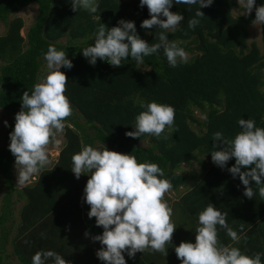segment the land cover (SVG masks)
<instances>
[{"label": "trees", "instance_id": "obj_1", "mask_svg": "<svg viewBox=\"0 0 264 264\" xmlns=\"http://www.w3.org/2000/svg\"><path fill=\"white\" fill-rule=\"evenodd\" d=\"M34 4L37 16L24 35L26 21L18 13ZM262 4L264 0H256V6ZM198 7L174 3L170 9L184 17L167 35L191 55L187 63L172 68L161 50L145 57L143 65L129 58L113 67L99 59L91 65L82 49L94 43L100 23L110 29L121 19L134 21L138 34L149 44L158 43L155 26L141 28L142 21L151 17L140 1L98 0V10L92 14L84 9L72 11L70 0H0V21L8 26L0 35V60L4 62L0 66V108L13 117L8 137L16 113L21 111L23 93L31 92L42 77L43 56L49 45L65 51L73 64L71 69H60L67 77L65 95L72 115L64 121L66 142L53 168L42 170L37 182L20 190L14 178L15 157L9 148L0 149V174L7 189L0 213V264H16L9 260V245L21 264H32V256L41 250L57 252L67 264H104L88 242H82L81 250L74 252L68 246V242L72 245L70 238L60 241L52 237L67 233L64 225L88 229L93 235L103 232L95 217L87 215L84 221L81 211H65L66 204L80 207L84 201L89 176L82 174L77 179L71 168L72 156L86 145L103 150L105 144L108 150L136 157L138 163H156L172 190L190 180L192 186L175 204L195 218L210 203L228 209L242 205L244 186L227 171L235 158L221 169L213 163L211 152L218 150L213 148V134L221 131L226 138H234L241 130L240 118L253 119L257 127L264 128V48L249 43L255 7L251 14L235 15L236 8L243 9L236 0H214L200 9L204 16L191 29L187 21ZM262 35L264 42V24ZM153 101L174 108V125L166 127L159 138L126 136L134 131L135 117L145 110L141 104ZM197 110L204 120L196 115ZM194 161L201 163V174L192 165ZM231 194L236 200L227 197ZM18 202L24 203L19 226H15ZM84 205L88 214L90 206ZM58 213L61 218L55 220ZM125 259L127 264H146L139 252L134 259L125 254Z\"/></svg>", "mask_w": 264, "mask_h": 264}, {"label": "clouds", "instance_id": "obj_2", "mask_svg": "<svg viewBox=\"0 0 264 264\" xmlns=\"http://www.w3.org/2000/svg\"><path fill=\"white\" fill-rule=\"evenodd\" d=\"M214 0H140V7L147 6L150 19L141 23V28L159 30L158 43L149 44L138 34L134 21L119 20L110 29L100 23L94 33V43L82 49V54L91 65L97 60L106 61L113 67H120L123 60L131 58L143 65L144 58L163 51L172 68L188 62V53L176 42H170L168 33L175 31L184 19L179 12H172L173 4L198 5L195 16L187 21L195 29L204 16L201 8L209 7ZM72 11L80 9L96 13L98 0H70ZM247 14L255 7L253 24H264V4L256 6V0H238ZM166 18V19H165ZM48 73L42 82L36 83L31 92L21 97V111L15 115V125L10 132L9 150L15 157L17 184L25 185L34 175L50 164L47 145L50 138L62 132L64 121L72 115V107L65 95L67 77L60 69H71L72 61L63 50L49 45L43 56ZM145 110L135 117L134 131L126 132L131 138L149 134L160 137L165 128L174 125L175 110L172 106L155 101L141 104ZM7 126V121L4 122ZM241 129L234 138L228 139L223 132L213 134L214 150L211 159L224 169L228 161L235 158V164L227 168L232 177L239 178L244 186V195L252 199L255 195L252 184L259 186V195L264 197V128L256 126L253 119L240 118ZM59 141H57L58 143ZM71 171L77 179L82 174L89 176L83 192V200L90 206L89 219L95 217L102 234L92 237L101 244L96 256L104 264H127L137 252L146 250L163 252L172 240L177 226L171 222L172 209L164 200L172 188L164 171L156 163H138L136 157L108 150L95 149L86 145L72 156ZM90 173V175L88 174ZM226 230L234 242L241 236L226 221V214L213 204L198 214L195 243L182 241L174 247L180 264H264L261 257L243 254L238 247L218 243V228ZM43 235V234H42ZM85 235H90L88 232ZM67 264L60 254L53 250L37 251L32 264Z\"/></svg>", "mask_w": 264, "mask_h": 264}, {"label": "crops", "instance_id": "obj_3", "mask_svg": "<svg viewBox=\"0 0 264 264\" xmlns=\"http://www.w3.org/2000/svg\"><path fill=\"white\" fill-rule=\"evenodd\" d=\"M61 150L59 151L57 161L59 159ZM194 162H197L199 165L201 164L199 163V161H194ZM53 166L51 168H53ZM51 168H47V169H51ZM42 170H45V169H42ZM202 171H200V174L202 173ZM40 175H41V172H40ZM40 175L38 176L40 177ZM36 179L37 177H35V180L33 182L27 183L26 185H23V186H19V184H17V178L15 180H16L17 187L21 190L27 185H31L37 182L38 179L37 180ZM190 186H192V183L189 180V183L182 186L179 190H172V189L170 190L180 191V193L184 195ZM252 188L255 193L252 199L247 198L244 195V190H242V194H240L241 195L240 204L242 205H240L239 208L233 207V208L228 209L226 207L221 208V207H218L217 205L215 206L216 208L220 209L223 213L226 214V221L228 225L233 230L237 231L238 235L241 236V239L239 240L238 243L234 242L227 235L226 230L217 226L218 243L224 246L238 247L243 254H246L250 257L254 256L256 253H264V197H261L259 195V186L255 185V186H252ZM227 197H230L232 201L236 200L233 194L227 195ZM177 201H179V199H177ZM177 201H175V203ZM23 203H22V206H23ZM175 203L168 204V206L173 211V213L171 214V222L175 224L177 228L173 233L171 242L169 244H166L167 255L163 252H152L150 250L144 251L145 256L143 255L142 256L146 264H149V263L150 264H163L161 261L162 258H166V259L168 258L169 260H174L176 264H180V260L176 256L174 247L178 246L182 241L195 243V231L198 226V218H195L192 215L190 216L186 208L184 209V207L180 205H178L179 207H177ZM66 206L68 207V210H65V211H68L70 213L71 212L76 213L79 210V212L81 211L80 217H82L83 220L86 219L87 213L85 212L84 201L80 205V207L82 206V209H79L80 207L78 205L72 206L71 204H66ZM174 214H178V217L174 216ZM60 218H61V215L60 213H58L55 217V220H58ZM57 226L59 227L61 225L59 224ZM66 226L67 225H64L62 229L63 231L68 229L67 233L56 234L55 236H52V237H54V239H59L60 241H62V239L70 238V242H72V245L68 242V246L70 247L68 248L74 252L76 251L79 252L81 250L80 244L82 242L84 241L88 242V245L90 246V248L94 249L93 253L96 256V252L98 249L101 248V244L98 241H96L94 244V240L92 239V237H94L95 235L91 234L92 232H89L88 229H84V231L82 229L81 231V229H75L74 228L75 226H68V227ZM241 227H244V229ZM86 232H88L90 235L86 236L85 235ZM73 246L75 247L73 248ZM261 259H262V262H264V256H262Z\"/></svg>", "mask_w": 264, "mask_h": 264}, {"label": "rangeland", "instance_id": "obj_4", "mask_svg": "<svg viewBox=\"0 0 264 264\" xmlns=\"http://www.w3.org/2000/svg\"><path fill=\"white\" fill-rule=\"evenodd\" d=\"M127 1H140V0H127ZM236 1L238 2V0H236ZM37 12H38V6L34 4V5H31L30 7H27L25 9H23L21 12L18 13L19 15L24 17V19L26 21V26L22 30L24 35L27 34V31H28L30 25L35 20V18L37 16ZM234 13H235V15H238L239 13H246V12L244 11V9L236 8ZM7 28H8V26L4 22L0 21V35L4 34L7 31ZM252 42H257L258 45L262 49L264 48L263 35H262V24H256V25H252L251 26L249 43H252ZM188 57L190 58L191 55L188 54ZM3 63L4 62L0 60V66ZM42 70H43V74H42V77H43L49 71L47 69V67H46V61H45L44 65H43V67H42ZM42 77L39 80V83L42 82ZM196 115L199 118H201L202 120H204V114H202L200 110L196 111ZM5 121H7V126H5V123H4ZM12 125H13V117H12V115L9 114L8 112H6L5 110L0 108V149L1 148H9L8 146L10 144V139L8 137V131L11 129ZM195 129H196V127H195ZM65 138H66V136H65V130L64 129H63L62 132L56 133L54 138H50V142L47 145V151H48L49 159H50L51 162H50V164H48L43 169L51 168L56 163L57 157L59 155V151L65 145V142H66ZM57 141H59V142L57 143ZM192 165L194 167H196L195 170H197V171H202L203 170L202 165L201 164L199 165L197 162H193ZM183 168H185L187 170L189 169L188 165L183 166ZM38 175H40V173L37 174V175H34L31 178L30 182H33L35 180V177H37V179H39ZM14 178L15 179L17 178L16 168H14ZM30 182H28V183H30ZM19 186H23V185L19 184ZM6 190L7 189L5 187V183L3 182L2 175L0 174V213H1V207L3 205V199H4L3 197L5 195ZM181 196H182V194L180 193V191H171V190H169L165 194L164 200H166L168 204H172V203H175V201H177V199H179ZM14 199H15V197H14ZM22 203L23 202H18L15 205V218H16V223H15L16 225L15 226H19V223H20L19 212H20V208L22 207ZM172 213H173V211H172ZM174 216L178 217V214H174ZM68 226H66V227H68ZM15 229H16V227H15ZM95 242L96 241H94V244H95ZM13 248H14L13 245H9V253H11V256L9 257V260H10V262H13V263H16V264H21L18 261V259L12 254ZM140 254L145 256L144 252L140 253ZM161 261H162L163 264H176L174 260H169L168 258L167 259L166 258H162ZM158 262H160V261H158Z\"/></svg>", "mask_w": 264, "mask_h": 264}]
</instances>
